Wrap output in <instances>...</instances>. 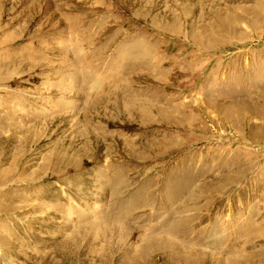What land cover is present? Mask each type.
Segmentation results:
<instances>
[{"label":"rangeland","instance_id":"obj_1","mask_svg":"<svg viewBox=\"0 0 264 264\" xmlns=\"http://www.w3.org/2000/svg\"><path fill=\"white\" fill-rule=\"evenodd\" d=\"M0 264H264V0H0Z\"/></svg>","mask_w":264,"mask_h":264},{"label":"bare ground","instance_id":"obj_2","mask_svg":"<svg viewBox=\"0 0 264 264\" xmlns=\"http://www.w3.org/2000/svg\"><path fill=\"white\" fill-rule=\"evenodd\" d=\"M157 245V244H156ZM177 247V246H176ZM176 250V249H175ZM184 253V252H183Z\"/></svg>","mask_w":264,"mask_h":264}]
</instances>
